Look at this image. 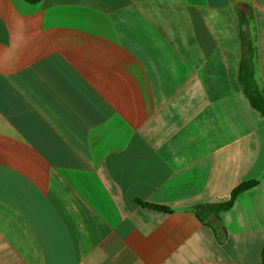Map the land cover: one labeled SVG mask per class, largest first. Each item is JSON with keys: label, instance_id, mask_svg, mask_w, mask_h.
<instances>
[{"label": "crops", "instance_id": "crops-1", "mask_svg": "<svg viewBox=\"0 0 264 264\" xmlns=\"http://www.w3.org/2000/svg\"><path fill=\"white\" fill-rule=\"evenodd\" d=\"M248 61L264 0H0V264H264Z\"/></svg>", "mask_w": 264, "mask_h": 264}, {"label": "trees", "instance_id": "trees-1", "mask_svg": "<svg viewBox=\"0 0 264 264\" xmlns=\"http://www.w3.org/2000/svg\"><path fill=\"white\" fill-rule=\"evenodd\" d=\"M29 3H39L42 0H25ZM241 81L243 86V91L247 97L249 104L253 109L259 112L264 117V95L256 87V81L254 77V70L252 65L248 62H244L242 67ZM259 184L258 180L246 181L236 188L233 189L229 200L221 203H213L206 206L197 207V214L201 220H205L209 215L219 213L222 211L229 210L236 198L243 192L248 191ZM145 207L160 210L164 212H169L170 209L165 206H159L154 204L142 203Z\"/></svg>", "mask_w": 264, "mask_h": 264}, {"label": "rangeland", "instance_id": "rangeland-1", "mask_svg": "<svg viewBox=\"0 0 264 264\" xmlns=\"http://www.w3.org/2000/svg\"><path fill=\"white\" fill-rule=\"evenodd\" d=\"M257 87V86H256ZM258 88V87H257Z\"/></svg>", "mask_w": 264, "mask_h": 264}]
</instances>
